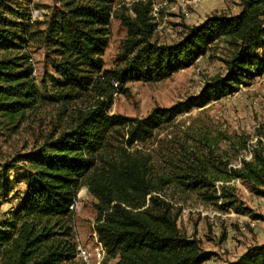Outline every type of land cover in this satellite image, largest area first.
I'll return each instance as SVG.
<instances>
[{"label": "trees", "instance_id": "1", "mask_svg": "<svg viewBox=\"0 0 264 264\" xmlns=\"http://www.w3.org/2000/svg\"><path fill=\"white\" fill-rule=\"evenodd\" d=\"M0 0V125L11 130L42 100L74 106L62 130L53 129L16 160L0 166V192L13 189L9 168L18 163L23 184L17 203L0 213V264H67L75 258L73 213L69 206L82 186L96 202L94 230L114 264H202L209 259L199 240L177 226L180 207L166 189L194 194L203 203L236 202L235 179L264 196V146L249 149L241 135L223 133L233 155L217 139L182 140L168 156V171L154 170L149 153L136 147L177 116L248 87L264 73V0H240L231 16H210L189 27L172 44L151 41V3L133 0H54L42 21L30 22L27 6ZM128 11L131 13H128ZM117 18L126 38L117 63L104 68L109 25ZM232 48L225 73L194 96L144 117L110 114L113 95L127 83H154L194 64L218 40ZM42 50L40 92L29 50ZM17 53V54H16ZM89 104L76 106L77 102ZM121 145L111 151L114 141ZM238 157L237 164L232 165ZM218 184V185H217ZM225 264H264V244L245 249Z\"/></svg>", "mask_w": 264, "mask_h": 264}, {"label": "rangeland", "instance_id": "2", "mask_svg": "<svg viewBox=\"0 0 264 264\" xmlns=\"http://www.w3.org/2000/svg\"><path fill=\"white\" fill-rule=\"evenodd\" d=\"M16 4L40 11L42 21L49 6L54 0H13ZM133 0H123L127 7ZM149 1L156 10H150V21L153 24L151 41L158 44L177 42L189 27L202 23L210 16H231L241 9L240 0H141ZM14 4V5H16ZM128 13H130L128 11ZM131 14V13H130ZM264 19V10L262 12ZM35 21V20H34ZM126 38V29L117 18H112L109 25L108 44L102 60L104 68L109 69L117 63V55ZM232 48L223 39L213 43L205 55L200 56L193 65L181 69L170 77L154 83L130 82L124 87L125 93L116 92L109 109L110 114H121L128 117H144L155 106L169 107L178 101L197 95L204 85L216 76L225 73V59L230 56ZM17 54V53H16ZM29 63L33 67L40 92L44 95L40 77L44 69L42 50H29ZM85 99L76 106L89 104ZM62 106L48 99L42 100L35 110L27 111L24 120L11 130L7 122L0 125V166L16 160L18 155L30 150L53 129L62 130L66 124L65 111L72 108ZM225 133L237 138L241 135L249 146L243 155L249 157L257 140L264 146V73L256 77L248 87H241L237 92L217 101L210 102L202 108H194L177 116L171 123L164 124L153 132L151 138L136 144L144 153L151 155L154 170L168 171V156L178 149L182 140L195 144L198 135H210L217 139L218 149L233 155L229 144L221 135ZM121 145L116 140L111 152ZM232 165L237 164L238 157ZM16 168H9L8 179L13 189L7 195L0 192V213L15 206V196L23 190L18 177L23 173ZM230 184L234 187L236 202L232 206H224L219 200L217 205L203 203V199L194 194L180 195L173 186H168L166 194L172 197L175 205L180 207L177 218L179 230L186 236H194L199 240L203 252L209 259L202 264H225L233 261L246 248L264 244V196L255 194L249 185L238 179ZM218 185V184H217ZM82 200L81 209L71 219L75 235L83 243L91 240V233L96 216L94 203L96 200L86 186L78 191ZM115 259H107L114 264ZM67 264H80L75 257Z\"/></svg>", "mask_w": 264, "mask_h": 264}, {"label": "built area", "instance_id": "3", "mask_svg": "<svg viewBox=\"0 0 264 264\" xmlns=\"http://www.w3.org/2000/svg\"><path fill=\"white\" fill-rule=\"evenodd\" d=\"M151 10H156L155 7L151 6ZM41 13L38 9L32 8L30 11V22L40 18ZM32 76L35 77V73L33 71ZM250 156V154H249ZM82 191V190H81ZM82 207V200L80 193L76 195L74 200L69 206V210L75 214ZM75 257L77 258L80 264H108L106 258V250L100 241L96 231L93 230L91 233V240L88 243L81 242L80 238L75 235Z\"/></svg>", "mask_w": 264, "mask_h": 264}, {"label": "bare ground", "instance_id": "4", "mask_svg": "<svg viewBox=\"0 0 264 264\" xmlns=\"http://www.w3.org/2000/svg\"><path fill=\"white\" fill-rule=\"evenodd\" d=\"M84 193V190H82L81 192H80V194H83Z\"/></svg>", "mask_w": 264, "mask_h": 264}, {"label": "crops", "instance_id": "5", "mask_svg": "<svg viewBox=\"0 0 264 264\" xmlns=\"http://www.w3.org/2000/svg\"><path fill=\"white\" fill-rule=\"evenodd\" d=\"M114 262H116V259L114 260Z\"/></svg>", "mask_w": 264, "mask_h": 264}]
</instances>
